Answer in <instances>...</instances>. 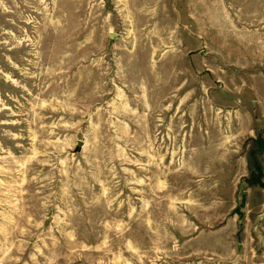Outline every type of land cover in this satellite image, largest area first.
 Listing matches in <instances>:
<instances>
[{
  "label": "rangeland",
  "instance_id": "rangeland-1",
  "mask_svg": "<svg viewBox=\"0 0 264 264\" xmlns=\"http://www.w3.org/2000/svg\"><path fill=\"white\" fill-rule=\"evenodd\" d=\"M0 264H264V0H0Z\"/></svg>",
  "mask_w": 264,
  "mask_h": 264
}]
</instances>
